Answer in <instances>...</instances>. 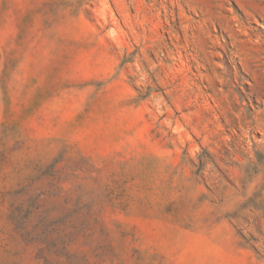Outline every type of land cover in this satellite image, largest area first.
I'll use <instances>...</instances> for the list:
<instances>
[{"label":"rangeland","instance_id":"374dc122","mask_svg":"<svg viewBox=\"0 0 264 264\" xmlns=\"http://www.w3.org/2000/svg\"><path fill=\"white\" fill-rule=\"evenodd\" d=\"M0 264H264V0H0Z\"/></svg>","mask_w":264,"mask_h":264}]
</instances>
